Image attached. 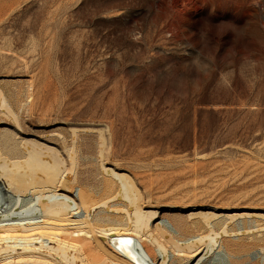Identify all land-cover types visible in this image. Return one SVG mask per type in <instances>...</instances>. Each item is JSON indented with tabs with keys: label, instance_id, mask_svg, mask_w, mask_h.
<instances>
[{
	"label": "rangeland",
	"instance_id": "obj_1",
	"mask_svg": "<svg viewBox=\"0 0 264 264\" xmlns=\"http://www.w3.org/2000/svg\"><path fill=\"white\" fill-rule=\"evenodd\" d=\"M0 108V157L51 146L85 185L103 161L183 233L248 212L231 249L264 246V0H0Z\"/></svg>",
	"mask_w": 264,
	"mask_h": 264
},
{
	"label": "bare ground",
	"instance_id": "obj_2",
	"mask_svg": "<svg viewBox=\"0 0 264 264\" xmlns=\"http://www.w3.org/2000/svg\"><path fill=\"white\" fill-rule=\"evenodd\" d=\"M17 150L0 157V264H169L175 255L187 264H229L259 252L264 264L262 244L246 253L231 249L249 228L241 218L255 214L201 212L191 224L197 231L183 233L175 220L142 203L127 173L103 161L91 175L94 184L85 185L75 171L67 175L64 158L51 146L25 141ZM22 162L34 168L12 171ZM252 226L264 238V221Z\"/></svg>",
	"mask_w": 264,
	"mask_h": 264
},
{
	"label": "snow or ice",
	"instance_id": "obj_3",
	"mask_svg": "<svg viewBox=\"0 0 264 264\" xmlns=\"http://www.w3.org/2000/svg\"><path fill=\"white\" fill-rule=\"evenodd\" d=\"M121 243L127 244V243H130V241H122Z\"/></svg>",
	"mask_w": 264,
	"mask_h": 264
}]
</instances>
